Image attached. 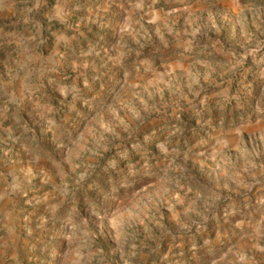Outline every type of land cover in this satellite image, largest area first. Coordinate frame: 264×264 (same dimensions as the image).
Returning a JSON list of instances; mask_svg holds the SVG:
<instances>
[{"label":"rangeland","instance_id":"obj_1","mask_svg":"<svg viewBox=\"0 0 264 264\" xmlns=\"http://www.w3.org/2000/svg\"><path fill=\"white\" fill-rule=\"evenodd\" d=\"M0 264H264V0H0Z\"/></svg>","mask_w":264,"mask_h":264}]
</instances>
